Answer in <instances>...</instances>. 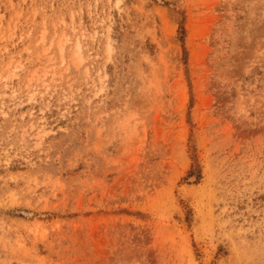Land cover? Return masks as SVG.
Returning a JSON list of instances; mask_svg holds the SVG:
<instances>
[{
  "label": "rangeland",
  "instance_id": "rangeland-1",
  "mask_svg": "<svg viewBox=\"0 0 264 264\" xmlns=\"http://www.w3.org/2000/svg\"><path fill=\"white\" fill-rule=\"evenodd\" d=\"M0 264H264V0H0Z\"/></svg>",
  "mask_w": 264,
  "mask_h": 264
}]
</instances>
